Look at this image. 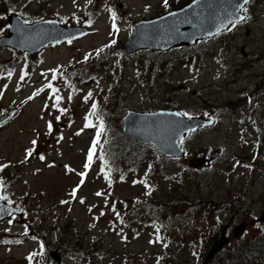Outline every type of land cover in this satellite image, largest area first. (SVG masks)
Here are the masks:
<instances>
[{
	"label": "rangeland",
	"instance_id": "374dc122",
	"mask_svg": "<svg viewBox=\"0 0 264 264\" xmlns=\"http://www.w3.org/2000/svg\"><path fill=\"white\" fill-rule=\"evenodd\" d=\"M192 1L167 0L165 7L164 0H0V39L9 35L12 14L30 24L50 19L90 30L39 55L0 47V119L15 111L0 126V196L22 212L0 221V264H48L58 249L62 264H204L227 227L225 250L207 263L223 264L225 251L258 234L264 215V0L248 3L246 20L211 39L196 60L181 55L194 45L173 52L121 50L137 22ZM57 72L70 77L63 82L58 74V82L46 83ZM162 109L216 124L190 135L181 157L164 160L147 147L132 158L120 154L121 162L112 165L111 131L126 136L127 112ZM196 160H202L198 167L190 164Z\"/></svg>",
	"mask_w": 264,
	"mask_h": 264
},
{
	"label": "water",
	"instance_id": "95a60500",
	"mask_svg": "<svg viewBox=\"0 0 264 264\" xmlns=\"http://www.w3.org/2000/svg\"><path fill=\"white\" fill-rule=\"evenodd\" d=\"M251 0H249L250 2ZM243 0H194L179 10L172 11L159 18L141 21L134 26V33L129 41L121 46L126 53H135L140 50L167 51L175 47L196 45L199 41L210 39L227 30L233 24L230 21H239L234 10ZM246 6V5H245ZM239 15L246 16L241 12ZM245 20V19H244ZM9 35L0 39V47L12 46L17 51L30 54H39L51 45L85 36L89 33L87 27L63 26L56 20H44L32 24L12 14L8 17ZM4 23L0 21V30ZM11 111L0 119V125L14 116ZM177 111L158 110L155 112H137L129 110L123 117V131L131 139L144 145L153 146L165 157H181L184 149L180 142L192 132L200 128L209 127L213 120L176 115ZM214 155L213 157H215ZM202 160L190 164L199 166ZM195 164V165H194ZM0 221L22 212L5 200H0ZM11 213L9 214V211ZM260 222L264 223V215ZM243 227L238 230L242 232ZM226 228L213 240L206 253L204 264L211 261L227 245ZM61 249L52 252L48 264H62Z\"/></svg>",
	"mask_w": 264,
	"mask_h": 264
},
{
	"label": "trees",
	"instance_id": "16d2710c",
	"mask_svg": "<svg viewBox=\"0 0 264 264\" xmlns=\"http://www.w3.org/2000/svg\"><path fill=\"white\" fill-rule=\"evenodd\" d=\"M210 40L202 41L194 45L193 47L186 48L184 52L182 53L181 50H177V54L185 55L188 59H194L197 57L198 54H200L205 47L210 44ZM199 51V52H197ZM170 52H173L171 50ZM211 47L208 51V54L212 53ZM140 55H142L140 53ZM201 59H204V57H201ZM171 63V67H173L175 64ZM148 68L153 69V65L147 64ZM9 67V66H5ZM70 77V74L63 73V80H67V78ZM85 76H82L79 78V81L77 83L81 84V82L84 80ZM76 86V85H75ZM104 122L106 125H108V119L106 116H104ZM122 138H124V142H122ZM110 140L111 143H114L115 148L112 150L111 158L109 161L112 165H116L121 162V156L120 154H123V157L132 158L130 154H137L136 150L138 151H144L147 148V146H144L141 143L134 142L130 138L126 137L122 134V132H117L116 130L111 131V137ZM134 147V148H133ZM129 156H128V155ZM140 154V153H139ZM140 158L138 155L137 159ZM164 160H167V158H163ZM130 162H127L126 165H129ZM235 248V247H234ZM223 252V251H222ZM226 258L223 259V264H264V224L261 225L258 234H256L252 239H249L247 241H241L238 246L235 249H232L230 253L225 251Z\"/></svg>",
	"mask_w": 264,
	"mask_h": 264
},
{
	"label": "snow or ice",
	"instance_id": "6c2138e0",
	"mask_svg": "<svg viewBox=\"0 0 264 264\" xmlns=\"http://www.w3.org/2000/svg\"><path fill=\"white\" fill-rule=\"evenodd\" d=\"M74 3H75V0H74ZM248 3H249V0H243V4L238 5L237 8L234 10L233 15H236L239 21H243V20L245 19V17H244L243 15H239V12H241V11H246L247 9H246L245 5H247ZM164 6H165V7L168 6V4H167V0H164ZM112 16H113V20H115V13H112ZM236 22H237V21H230V23H232V24H235ZM25 23H27V21H25ZM113 28L115 29V24H113ZM70 42H71V41H69V43H70ZM100 51H102V49H101ZM86 59H87V57H86ZM9 76H11V72H9ZM48 87L52 90V92H53L54 94L58 91V89L53 88L51 84H49ZM88 96L90 97V96H91V93H89ZM61 99H62V98H61L59 95H56V96H55L54 106H58V105L60 104V102H61ZM69 99H71V97H69ZM85 99L87 100V97H86ZM96 107H97L96 104H92V110H93V113L95 112ZM58 110H59L61 113H63V112L65 111V109H62V108H61V109H58ZM89 115H92V113H90ZM176 115L188 116V113H177ZM188 118H189V119H192L191 116H188ZM86 119H87V118H86ZM57 120H59V117H57ZM85 126H86V127H92V124H91V123H88V124H86ZM52 127H53L52 124L49 123V124H48V130H49L50 133H51V131H52ZM100 129H101V131L103 130V123H102V122H100ZM101 131H98V132L96 133L97 141H94V143H93V145H92V148L90 149V151H89V153H88V162L85 164V168H88V167H89V164L92 162L93 151L95 150V148H96V146H97L98 138H99L100 135H101ZM77 134H79V133H77ZM181 142H182V141H181ZM36 143H37L36 140H33V141H32V144H33V145H36ZM32 154H33V153H32V150H29V151L27 152V156H29V157H30ZM40 159L43 160L44 158L41 156ZM101 159H103V157H101ZM22 163H23V161H22ZM245 167H247V165H245ZM102 171H103V169H102ZM80 175L83 176L84 173H81ZM106 178H107V177H106ZM81 183H82V181H81ZM76 192H77V189H74V190L70 193V195H72L73 197H75V196H76ZM96 195H97V196H100L101 193L97 192ZM0 200H7V197H5V196H0ZM80 202L83 203V200H81ZM9 203H10V202H9ZM62 203H65V202L62 201ZM113 210L115 211V209H113ZM3 211H4V209H0V214H2ZM8 211H9V214H10V213H11V210H8ZM101 214L103 215V213H101ZM118 215H119V214L117 213V216H118Z\"/></svg>",
	"mask_w": 264,
	"mask_h": 264
},
{
	"label": "flooded vegetation",
	"instance_id": "af4514ba",
	"mask_svg": "<svg viewBox=\"0 0 264 264\" xmlns=\"http://www.w3.org/2000/svg\"><path fill=\"white\" fill-rule=\"evenodd\" d=\"M242 227H243V230H244V229H245V226H242ZM243 230H242V231H243Z\"/></svg>",
	"mask_w": 264,
	"mask_h": 264
}]
</instances>
